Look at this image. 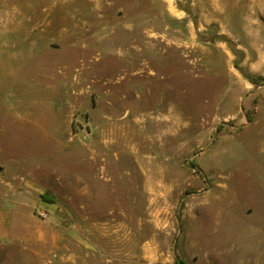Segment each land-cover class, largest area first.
Listing matches in <instances>:
<instances>
[{
	"label": "rangeland",
	"instance_id": "1",
	"mask_svg": "<svg viewBox=\"0 0 264 264\" xmlns=\"http://www.w3.org/2000/svg\"><path fill=\"white\" fill-rule=\"evenodd\" d=\"M0 166L53 264H264V0H0Z\"/></svg>",
	"mask_w": 264,
	"mask_h": 264
},
{
	"label": "crops",
	"instance_id": "2",
	"mask_svg": "<svg viewBox=\"0 0 264 264\" xmlns=\"http://www.w3.org/2000/svg\"><path fill=\"white\" fill-rule=\"evenodd\" d=\"M223 4V3H222ZM12 213L16 214V221L23 223L26 225L27 231L22 236H16L13 239V242L18 243L13 246V248H17V252L20 253L21 246L24 249L25 253L22 255H18V257H14L15 255H7V253L3 256L0 255V264H53V260H48L47 256L49 254H53L54 250L52 247H56L58 249L64 250V247L60 246L59 243L65 238L69 239V236L61 232V238H59L60 232L51 226V228L46 229L44 227L38 228L37 223H31L29 221L28 212L25 210V207H3L0 208V242L2 240V236L7 235V233H11L10 221L7 218ZM26 213V214H25ZM21 245H20V244ZM48 245L50 249L48 250ZM1 247V246H0ZM1 251V248H0ZM65 253L63 252L62 257L64 258V254H67L69 251L68 245L65 248ZM1 254V253H0ZM2 256V257H1ZM10 258L9 261H3L6 257ZM65 259V258H64Z\"/></svg>",
	"mask_w": 264,
	"mask_h": 264
},
{
	"label": "water",
	"instance_id": "3",
	"mask_svg": "<svg viewBox=\"0 0 264 264\" xmlns=\"http://www.w3.org/2000/svg\"><path fill=\"white\" fill-rule=\"evenodd\" d=\"M216 135H217V133L214 135V137H216ZM196 154H198V152H196V153H194V155H196ZM187 166H190V167H192V168H196V165H193L192 163H187ZM2 169V167L0 166V170ZM192 192H186L183 196H182V198H181V200L179 201V203H178V206L180 207V205H181V203H182V199L185 197V196H187V195H189V194H191ZM177 219H178V222H179V230H180V233H181V231H182V225H181V220H180V218H179V210H178V215H177ZM178 248H179V237H177L176 238V240H175V243H174V254H175V256H176V258L177 259H180V256H179V254H178ZM182 264H185V263H182Z\"/></svg>",
	"mask_w": 264,
	"mask_h": 264
},
{
	"label": "trees",
	"instance_id": "4",
	"mask_svg": "<svg viewBox=\"0 0 264 264\" xmlns=\"http://www.w3.org/2000/svg\"><path fill=\"white\" fill-rule=\"evenodd\" d=\"M41 197L46 201H54V197L50 195L49 193H44L41 195ZM182 263H185V261L182 260L181 258L180 259L176 258V264H182Z\"/></svg>",
	"mask_w": 264,
	"mask_h": 264
},
{
	"label": "built area",
	"instance_id": "5",
	"mask_svg": "<svg viewBox=\"0 0 264 264\" xmlns=\"http://www.w3.org/2000/svg\"><path fill=\"white\" fill-rule=\"evenodd\" d=\"M42 215H47L45 212H42Z\"/></svg>",
	"mask_w": 264,
	"mask_h": 264
},
{
	"label": "bare ground",
	"instance_id": "6",
	"mask_svg": "<svg viewBox=\"0 0 264 264\" xmlns=\"http://www.w3.org/2000/svg\"><path fill=\"white\" fill-rule=\"evenodd\" d=\"M151 146V145H150ZM153 146V145H152Z\"/></svg>",
	"mask_w": 264,
	"mask_h": 264
}]
</instances>
